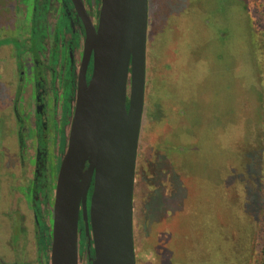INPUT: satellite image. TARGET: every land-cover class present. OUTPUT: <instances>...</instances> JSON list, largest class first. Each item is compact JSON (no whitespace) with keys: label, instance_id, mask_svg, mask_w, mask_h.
Here are the masks:
<instances>
[{"label":"rangeland","instance_id":"374dc122","mask_svg":"<svg viewBox=\"0 0 264 264\" xmlns=\"http://www.w3.org/2000/svg\"><path fill=\"white\" fill-rule=\"evenodd\" d=\"M19 2L0 0V264H40L33 156L41 141L51 165L52 205L60 109L49 98L40 117L35 103L53 92H45L46 67L43 72L33 58L43 60L49 49L55 67L61 53L51 49L54 34L62 38L66 28L61 7L49 13L46 2L34 5V18L30 0ZM55 70L57 81L63 74ZM68 129L69 123L64 138ZM134 186L136 264H258L264 0H148ZM78 257V264H88L81 224Z\"/></svg>","mask_w":264,"mask_h":264},{"label":"water","instance_id":"95a60500","mask_svg":"<svg viewBox=\"0 0 264 264\" xmlns=\"http://www.w3.org/2000/svg\"><path fill=\"white\" fill-rule=\"evenodd\" d=\"M70 2L85 33L53 192L48 264H78L79 220L89 264H136L133 190L148 0H100L96 28L82 0Z\"/></svg>","mask_w":264,"mask_h":264},{"label":"flooded vegetation","instance_id":"af4514ba","mask_svg":"<svg viewBox=\"0 0 264 264\" xmlns=\"http://www.w3.org/2000/svg\"><path fill=\"white\" fill-rule=\"evenodd\" d=\"M18 1V4H20L21 2ZM27 0H22V2L26 3ZM46 2V3H45ZM83 2V6L84 9L86 11V13L88 14V16L90 17V20L93 24V26L96 28L97 24H98V13H99V4H100V0H82ZM46 4L47 8L49 9V13H51V11L53 10V13L55 11H57V8L59 9L61 7V12L65 18V27L66 29H64L63 33L61 34L62 38L57 37V32L54 34V38H53V46H52V50L55 49V51H59L61 54H59V56L61 58H59V61L57 63V65L55 67H51L53 63L52 61L49 62V60H47V53L48 50L46 49L43 60L37 55V58H33V63L35 65H37L38 67H40L42 70L44 67L45 69V81H46V87L47 90H45V92H47L48 90L52 89L53 94L51 95L50 93L48 94V97L45 95V98L42 101H39V98L37 100V102L35 103L36 105V109L40 114V117L42 115L43 112V108L45 106H47V99L50 98L51 103H52V108L54 110V107L57 106V102L59 100V97H61V102L64 101L63 98V92H64V84L66 82V80H70L72 82V86H75V88L72 90H68L69 94H68V98L67 100L69 101L70 105H71V109H73V105H74V95H75V89H76V77H77V70L80 64V60H81V54H82V45H83V41H84V27L82 25V22L80 20V18L78 17L72 3L70 2V0H30V5H31V17L35 18L36 15V11H35V7L34 5H41V4ZM43 7V6H40ZM42 12V11H40ZM41 16V15H40ZM43 19H48V16L43 15L42 16ZM37 18V15H36ZM59 20L56 19V23L58 24ZM55 29V28H54ZM55 31V30H54ZM46 36H47V30H46ZM47 42V41H46ZM58 52V53H59ZM33 56V54H32ZM63 56V58H62ZM58 68L61 70V74H63V76H59L57 81L55 77V69ZM64 69L66 72H64ZM63 70V71H62ZM44 72V70H43ZM91 74V63L89 65V70H88V78ZM74 75V78H70L68 76ZM40 78V77H39ZM41 81V80H40ZM56 81V82H55ZM60 86L59 89H57L56 87ZM71 86V88H72ZM40 87V86H39ZM41 90V88L39 89ZM51 92V93H52ZM45 94V93H44ZM55 111V110H54ZM72 112V110H71ZM70 116L71 113L69 114V116L67 117V119L69 118L70 120ZM56 118V115H55ZM54 118V119H55ZM41 126H43L42 121H40ZM66 125H64L65 127ZM69 130V129H68ZM68 136V133H67ZM66 142H67V137H66ZM35 158H36V150L33 156V160H34V168H33V172L35 170ZM34 178V173L33 176ZM31 177V178H32ZM135 186H134V190H133V201L135 198ZM87 203L89 204V196H88V201ZM134 216V213H133ZM37 216L35 214V211L33 209L32 206V224H35L34 229L36 228V232H38V239L40 236V227L37 224ZM133 221V219H132ZM139 222V220H138ZM81 224V228H83V222L81 220H79V225ZM139 232V229H138ZM134 224H133V239H134ZM37 239V241H38ZM134 249H135V240H134ZM92 254V252H91ZM89 264V263H88Z\"/></svg>","mask_w":264,"mask_h":264},{"label":"trees","instance_id":"16d2710c","mask_svg":"<svg viewBox=\"0 0 264 264\" xmlns=\"http://www.w3.org/2000/svg\"><path fill=\"white\" fill-rule=\"evenodd\" d=\"M34 55V54H33ZM37 58V55L34 57ZM71 79L74 78V75L68 76ZM72 82L70 80H66L64 84V92L63 98L64 101L61 102V97L58 100V107L60 109V115L58 123L54 125V132L55 129L58 130L56 135L58 140H55V145L59 148L58 153L61 154L66 145V137L64 138V125L69 123V114L71 113V105L68 98V90H73L75 86H72ZM55 120V119H54ZM23 127V126H22ZM38 133L40 131H37ZM55 137V138H56ZM56 148V147H55ZM47 151L45 145L38 142L36 146V161H35V170H34V178H31V187H32V199H33V209L37 216V224L40 227V236L37 241V252L40 253L39 257L43 260L40 264H48V257L50 251V212H51V205L49 201L48 195V180H49V173L51 169V165L48 163L47 159ZM38 163V164H37ZM33 176V175H32ZM47 199V201H46ZM259 259L257 261L258 264H264V218L262 222V239H261V247L259 252Z\"/></svg>","mask_w":264,"mask_h":264}]
</instances>
